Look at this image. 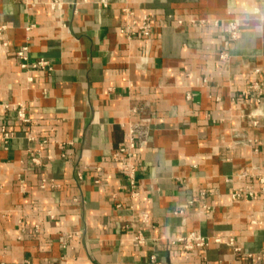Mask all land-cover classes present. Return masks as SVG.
Wrapping results in <instances>:
<instances>
[{
	"label": "crops",
	"instance_id": "0c3cea01",
	"mask_svg": "<svg viewBox=\"0 0 264 264\" xmlns=\"http://www.w3.org/2000/svg\"><path fill=\"white\" fill-rule=\"evenodd\" d=\"M50 1L0 0V123L14 132L0 138V264H264L249 257L264 251V0H63L61 19ZM126 2L156 13L151 39L119 33ZM230 17L241 33L222 61ZM23 46L52 69L21 67ZM122 122L141 125L137 198L113 159ZM190 231L242 251L166 249Z\"/></svg>",
	"mask_w": 264,
	"mask_h": 264
},
{
	"label": "built area",
	"instance_id": "2783aa9c",
	"mask_svg": "<svg viewBox=\"0 0 264 264\" xmlns=\"http://www.w3.org/2000/svg\"><path fill=\"white\" fill-rule=\"evenodd\" d=\"M34 4L31 2H28L29 8H32ZM63 6L64 1L63 0H52L49 2V8L54 11L60 19L62 18L63 13ZM157 20L156 13L150 12L147 9L143 8L138 12L134 7H132L128 2L124 4L122 7V21L119 27V33L126 37L129 41L139 37L143 39H151L154 33V24ZM183 20L178 19V24H182ZM191 23L197 26H202L206 23V20L199 19V20H192ZM220 20H215L213 22L214 25H219ZM226 26H227V32H228V39L225 41L224 46L222 47L219 58L222 61H228L230 58L229 53V45L231 41L236 40L241 33V27L240 23L237 21V19L230 17L226 19ZM31 27H28L30 29ZM17 55L20 57L21 60V67L24 69H47L51 70L52 67L49 63V61L45 59H40L38 61L30 63L29 56H28V47L23 46L21 49L17 51ZM150 57L149 56H142L138 66L140 68H145L146 65L149 63ZM29 80H32V77H29ZM209 79L208 77H203L202 79H198V83H208ZM251 91H258L260 94L263 93L262 87L258 82H254L250 85L249 91L247 93H250ZM190 97V95H188ZM264 102L261 99H258L257 105H263ZM5 107L7 109L8 115L13 119L14 121L22 124L27 125L31 122V119L28 114L27 106L24 103H6ZM142 108H135L133 109V112H141ZM252 124L254 126L259 124V120L256 118V116L253 117ZM122 126L126 130V140L124 143L118 147L114 152V162L119 170V172L125 177L126 179V188L129 192V195L132 198H137L139 196V192L137 189L138 185V166H139V152L138 148L142 146V143H137L136 141V135L141 134V125L134 124L130 122H122ZM14 137V132L10 130L6 125L0 123V138L4 143H8L11 141V139ZM31 140L35 141L34 137H30ZM256 141V140H255ZM34 162H38V158L33 157ZM97 170L100 172L101 167H96ZM243 176H247L246 173L243 174ZM81 178L82 176L79 175ZM103 179L102 177H98L95 179L96 184L102 183ZM260 183L263 185L262 190L264 191V173L260 177ZM47 186V181H43L42 187L45 188ZM51 186L56 187L58 186L54 180L51 181ZM122 190L125 191V187H122ZM242 191H237L233 193V198H238L242 195ZM118 192H113L112 196L113 198H117ZM246 195L249 198H253L254 191L248 190ZM117 206H121V204H118ZM133 208V206L131 207ZM49 216H53V213L51 211L48 212ZM138 215L143 223L146 225H150V213L145 210L141 209L138 211ZM38 227V226H37ZM134 240L140 244H143L146 242V237L141 233H137L134 236ZM157 240V239H155ZM213 244H227L230 246H233L234 250L236 252H241L242 247L238 246L236 244V240L234 237L230 236L227 239H224L219 236H209L204 235L200 231H190L184 235L180 236H172L168 237L165 243L166 249L172 250L174 248H177L178 246H181L182 249L186 252H192L197 249H206L211 247ZM249 257L253 262H259L264 261V251L257 253V254H249ZM206 258L201 264H207ZM219 264H224L222 261H220Z\"/></svg>",
	"mask_w": 264,
	"mask_h": 264
}]
</instances>
